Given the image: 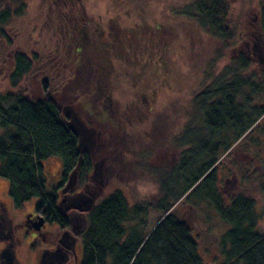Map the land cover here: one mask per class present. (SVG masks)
<instances>
[{"label":"rangeland","instance_id":"rangeland-1","mask_svg":"<svg viewBox=\"0 0 264 264\" xmlns=\"http://www.w3.org/2000/svg\"><path fill=\"white\" fill-rule=\"evenodd\" d=\"M25 1L24 14L6 28L11 47L0 42V93L9 89L7 77L13 54L35 56L36 70L20 88L27 91L29 99H39L41 81L46 80L57 104L74 107L84 122L81 124L94 133L93 151L96 161L102 159L103 163L102 176L92 179L89 194L84 193L93 200L90 208L119 190L131 207L147 206L146 231L152 232L161 222L159 206L172 202L179 188L196 173L191 171L179 184V157L183 150L179 149V142L202 139L196 134L191 97L202 87H214L223 76L220 73H230L242 59L246 68L238 77L250 79L259 88L255 94L243 89L236 103L242 105L249 98L247 113L264 109V37L258 27L264 0H226L231 42L213 37L201 29L196 19L184 14L193 0H74L69 8L64 2L51 6V0ZM68 18L71 22L65 25L63 20ZM111 28L116 29L119 38L106 36ZM102 32V37H98ZM85 33L103 44L90 42ZM81 34L84 39H79ZM75 46L83 47L82 52L79 48L74 50ZM101 65L105 69L101 83L107 87L91 102V118L78 104L79 95L86 93L90 68L96 70ZM107 95L110 104H106ZM189 122L192 127L186 126ZM257 124V129L239 143H231V149L220 158L215 169V188L222 195L245 192L255 200L259 212L264 203V116ZM82 149L86 150L83 146ZM40 164L44 189L50 192L61 183V160L52 157ZM7 191V182L0 179V204L10 222L7 226L12 227L15 260L18 264H39L47 248L45 242L57 235V227L45 225L44 241L38 233L26 229L25 218L33 214L37 200L16 210ZM93 193L95 197L91 196ZM194 200L195 196H189L187 205H178L174 217L190 225L202 264H219L220 237L228 226L219 221L205 201ZM75 224L79 232L74 262L79 264L85 216H79Z\"/></svg>","mask_w":264,"mask_h":264},{"label":"trees","instance_id":"trees-1","mask_svg":"<svg viewBox=\"0 0 264 264\" xmlns=\"http://www.w3.org/2000/svg\"><path fill=\"white\" fill-rule=\"evenodd\" d=\"M62 2L69 8L73 4H68L74 0H51L50 3L53 6ZM25 10V0H0V42L7 47H11L12 41L6 28ZM227 13L226 0H193L188 12H184L196 19L202 30L221 41L231 42ZM70 22L69 18L63 20L64 24ZM114 24L118 25L115 21ZM258 27L264 37V5L259 10ZM106 34L109 39L119 38L115 28ZM102 35L103 32L98 37ZM94 41L103 44L97 38ZM145 47L149 51V46ZM37 62L32 54L15 52L7 77L9 89L0 93V179L8 184L7 194L14 209L20 210L35 199L33 214L64 230L70 227L71 215L58 205L60 190L73 171L78 173V188H89L93 164L101 165L103 161H96L94 151L82 149L71 118L76 112L74 107L72 111L60 107L46 80L41 81L39 99H29L27 91L20 88L24 79L36 70ZM238 62L239 66L230 73H220L223 76L216 80L214 87H202L191 97L197 120L196 134L202 139L179 142V149L183 148L179 157V184L191 171L196 173L189 183L179 188L172 202L159 206L160 224L148 233L147 206L131 207L121 191L111 192L84 215L86 224L80 238L79 264H202L190 225L174 217L177 206L187 205L189 196H195L194 202L205 201L219 221L228 226L220 237L222 261L219 264H264V203L257 212L255 200L245 192L222 195L215 188V169L220 158L231 149V143H239L257 129L259 125L255 123L264 116L263 108L251 113L245 111L249 98L242 105L236 103L243 89L255 94L259 88L250 79L238 77L246 68L242 59ZM192 125L189 122L186 126ZM52 157L61 160V183L46 192L40 163ZM261 174L264 178V162ZM91 196L95 197V193ZM127 223L134 225L124 226Z\"/></svg>","mask_w":264,"mask_h":264},{"label":"flooded vegetation","instance_id":"flooded-vegetation-1","mask_svg":"<svg viewBox=\"0 0 264 264\" xmlns=\"http://www.w3.org/2000/svg\"><path fill=\"white\" fill-rule=\"evenodd\" d=\"M82 35L83 34L80 35L79 39L80 38L84 39ZM85 36L88 38L90 42L95 40V37L93 35L89 36L86 34ZM78 48L80 49V53H81L83 47L75 46L74 50ZM90 71L91 74L89 77V85L86 86L87 87V89L85 90L86 93H83V95H79L81 96L80 97L81 102H79L78 104H80L82 110L86 112L88 117L94 118V115H92L93 112L91 111L90 108L91 102L95 99L96 96L100 95L102 92H105L106 91L105 87L107 86L105 83H101L104 82V78H102V76H105L104 73L105 69L102 68V65L100 66V68H96V70H92L90 68ZM69 81H72V78H70ZM93 92H96L97 95L93 94ZM105 101L107 102L106 104H110L111 99L108 95L107 97H105ZM84 105L85 107H83ZM64 107L69 108L71 111L73 108L72 106H68V105ZM71 118L74 120V128L79 135V140L81 145L86 149L85 151H93V146H94L93 143L95 140L94 133L92 132L91 129H88L87 126L81 124L82 121L80 120L79 116H77L76 112L74 114H71ZM110 118L112 119L111 116L107 115V119ZM75 125L76 126L78 125V127H76ZM101 171H102V166L100 164L98 163L93 164L90 173V179L99 180L100 176H102ZM77 183H78V176H77ZM75 188L76 190L74 191ZM75 188L72 191L68 192L67 194H62L60 190L58 194V205L61 208H63L65 212L71 215L70 227L68 229L60 230L56 226L57 235L54 237L51 236L52 240L49 242L47 241L45 242V244H47V248L44 250L42 255L43 257L41 256L42 258L40 259L39 264H70L71 262L72 264H75L74 250L75 247L77 246L76 238L79 232L75 222L79 218V216L81 215L84 216L87 213V211L91 210L90 204L93 201L87 198V195H84V193L89 194L88 186L78 188V184H77ZM38 219H42V218L34 214L27 216L24 221V227L26 229L34 231V229L31 226ZM8 222L9 219L6 215L5 208L2 204H0V264L8 263V259L10 258V254L13 251L14 243H15L12 227L11 225L7 226ZM47 224L50 223L44 221L40 230L35 231L43 239V241L45 240L46 237L45 225ZM12 264H18V263L16 262V260H12Z\"/></svg>","mask_w":264,"mask_h":264},{"label":"water","instance_id":"water-1","mask_svg":"<svg viewBox=\"0 0 264 264\" xmlns=\"http://www.w3.org/2000/svg\"><path fill=\"white\" fill-rule=\"evenodd\" d=\"M77 176H78V173L77 171H73L67 178V181L64 185V187L62 188L61 190V193L62 194H67L68 192L72 191L76 185H77ZM43 220L42 219H38L37 221H35L33 224H32V228L34 229V231H39L40 228L42 227L43 225ZM43 257V256H42ZM41 257V258H42ZM12 260H15V256H14V251L11 252L10 254V258L8 259V263L7 264H12Z\"/></svg>","mask_w":264,"mask_h":264}]
</instances>
